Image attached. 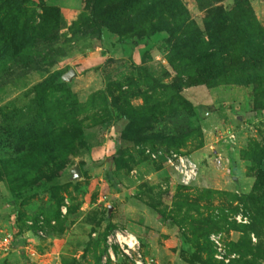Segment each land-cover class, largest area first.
Wrapping results in <instances>:
<instances>
[{
    "label": "rangeland",
    "instance_id": "rangeland-1",
    "mask_svg": "<svg viewBox=\"0 0 264 264\" xmlns=\"http://www.w3.org/2000/svg\"><path fill=\"white\" fill-rule=\"evenodd\" d=\"M16 1L0 0V264H135L116 233L144 264H264V0H177L183 17L174 0Z\"/></svg>",
    "mask_w": 264,
    "mask_h": 264
},
{
    "label": "built area",
    "instance_id": "built-area-1",
    "mask_svg": "<svg viewBox=\"0 0 264 264\" xmlns=\"http://www.w3.org/2000/svg\"><path fill=\"white\" fill-rule=\"evenodd\" d=\"M175 168L185 180H190L196 175L195 164L186 156H179ZM112 238L124 250V253L131 257L135 264H144L143 255L139 251L138 240L135 236L128 233H116ZM11 243L9 236L0 238V246L8 248Z\"/></svg>",
    "mask_w": 264,
    "mask_h": 264
},
{
    "label": "trees",
    "instance_id": "trees-1",
    "mask_svg": "<svg viewBox=\"0 0 264 264\" xmlns=\"http://www.w3.org/2000/svg\"><path fill=\"white\" fill-rule=\"evenodd\" d=\"M197 1L199 2V5L204 8V7H209L210 5H212V3L215 0H197ZM15 2H17V1L15 0ZM13 3H14V1H9V5H12ZM234 4H235V6H236V8L238 10H240V8H242V7H246L248 10L250 9L248 0H234ZM167 7H168L167 8L168 11H170V13H172V16H174V17H175V15H179V14L182 15V17H183V15L184 16L187 15V9L185 8V6L177 3V0H176V2L174 0V3L172 5L167 6ZM214 11L215 12L217 11L216 12L217 14L214 16V18H211V20H214L220 14L221 15H224L225 14L224 10L221 9V8H219V7L218 8H215ZM248 25H250V24H248ZM210 28L211 29L213 28L214 31H218V26L216 24H213ZM158 29H165V31H167L168 33H171L172 32V29L169 28V27L158 28ZM209 36H210V34H209ZM211 36H214V35L211 34ZM187 42L193 48V47H196V44L200 43L201 41L199 39H196V38H193V40L190 38V39L187 40ZM199 57H200V54H199ZM201 61H203L202 63L205 65L206 71H209L210 68H211L210 66H208L209 63H207V61L205 62L204 60H202V58H201ZM117 149L120 150V146H118ZM79 168L81 170L82 168H84V166L81 164L79 166Z\"/></svg>",
    "mask_w": 264,
    "mask_h": 264
},
{
    "label": "water",
    "instance_id": "water-1",
    "mask_svg": "<svg viewBox=\"0 0 264 264\" xmlns=\"http://www.w3.org/2000/svg\"><path fill=\"white\" fill-rule=\"evenodd\" d=\"M74 73L73 70H69L67 73H65L63 76H62V79L64 80H68L71 75ZM70 174H71V177L72 178H76V177H79L80 176V168L78 165H75L73 166L71 169H70Z\"/></svg>",
    "mask_w": 264,
    "mask_h": 264
},
{
    "label": "bare ground",
    "instance_id": "bare-ground-1",
    "mask_svg": "<svg viewBox=\"0 0 264 264\" xmlns=\"http://www.w3.org/2000/svg\"><path fill=\"white\" fill-rule=\"evenodd\" d=\"M189 160H191V159H189ZM192 161V160H191ZM193 162V161H192Z\"/></svg>",
    "mask_w": 264,
    "mask_h": 264
}]
</instances>
